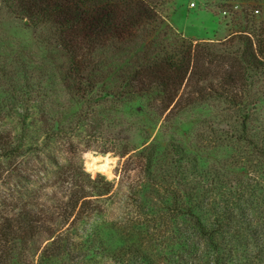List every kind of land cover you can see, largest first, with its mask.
I'll list each match as a JSON object with an SVG mask.
<instances>
[{
    "label": "trees",
    "instance_id": "16d2710c",
    "mask_svg": "<svg viewBox=\"0 0 264 264\" xmlns=\"http://www.w3.org/2000/svg\"><path fill=\"white\" fill-rule=\"evenodd\" d=\"M0 1L9 5L13 13L30 26L51 28L52 40L65 62L61 68L66 76L65 84L83 99L82 113L76 125L66 126L65 115L53 116L50 108L45 110V104L51 101L39 75L22 67L24 86L17 102L23 107L19 112L23 124L32 117L34 104L47 115L40 124V137L32 144H27L25 131L16 138V145L10 136L0 131V158L27 157L33 174L25 175L15 161L9 162L7 172L13 169L16 180L22 183L29 177L33 178L32 184L38 185L25 193L17 192L21 202L26 195L30 196V202L13 217L0 211V264L17 259L22 262L25 257L20 249H27L35 258V264H99V259H109L110 264H147L142 252L133 246L135 242L131 243L127 226L117 229L104 220L109 212L102 201L115 198V184L101 174L94 178L87 173L83 156L95 144L103 145V154L115 153L114 149L123 147L125 151L121 156H130L123 166L124 171L135 157L142 162L149 161L151 166V156L147 155L150 146L142 153L132 149L126 139L129 121H121L111 114L120 101H131L135 94L159 92L152 101L159 117L166 120L177 118L183 111L206 102H223L237 109L250 103L255 110L264 101V26L257 41L249 37L246 30L226 48L182 42L170 52L165 47L155 48L149 58L142 53L135 65L117 70L113 63L103 62L102 56L110 59L109 55L113 53L125 52L129 43L142 36L147 39L165 29L167 22L162 10L173 3L171 0ZM253 8L249 6L240 12L244 22ZM252 24L255 25L253 19ZM97 56L100 59L97 60ZM112 74L119 75L116 83H112ZM19 76H22L20 72L0 68V81L5 82L4 86L9 85V93H18L15 77ZM67 100L65 97L64 102ZM13 105L17 104L6 99L0 101V121L6 109H10L8 116L18 113ZM69 107L66 104V108L61 109L68 110ZM241 116L245 132L251 120L248 114ZM246 141L264 161V141L260 136H248ZM172 147L173 156L183 153L179 146ZM163 173L166 177L167 173ZM180 175L177 173L169 186L156 183L158 189L171 190ZM39 178H45L44 184L39 185ZM150 179L156 182L151 175ZM184 195L189 203L195 202L198 207L204 203L203 193L189 191ZM45 197L47 201H43ZM2 206H7L5 199ZM140 218L139 223H142L143 218ZM194 219L193 239L202 237L211 243L212 230L205 228L201 219L196 216ZM220 227L215 224L213 229ZM187 237L192 241V237ZM122 246H127L123 253ZM211 251L215 254V258L210 255L212 264H222L220 248L214 246Z\"/></svg>",
    "mask_w": 264,
    "mask_h": 264
},
{
    "label": "rangeland",
    "instance_id": "374dc122",
    "mask_svg": "<svg viewBox=\"0 0 264 264\" xmlns=\"http://www.w3.org/2000/svg\"><path fill=\"white\" fill-rule=\"evenodd\" d=\"M171 1L173 3L162 10L167 22L165 29L147 39L142 36L129 43L125 52L113 53L109 55L110 59L102 56L103 62L113 63L117 70L127 69L128 65L139 62L140 54H147L149 58L155 48L165 47L170 52L182 42L226 48L246 30L254 41L263 30L264 0ZM249 6L254 8L244 22L240 12ZM53 37L50 27L30 26L18 18L9 5L0 1V68L22 75L15 77L20 87H16L18 93H9V85L4 86L5 82L0 81V101L6 99L17 104L12 107L18 113L8 116L10 109H6L0 121V131L10 136L14 145L22 131L27 133L28 145L39 138L40 124L47 115L34 104L32 117L23 124V116L19 114L23 107L17 102L24 86L23 66L32 74H38L47 88L51 103L45 104V110L50 108L53 116L65 115L66 126L76 125L82 113L83 99L65 84L66 76L61 72L65 62L59 57L62 54ZM96 58L98 60L100 56ZM118 77L112 74V83H116ZM158 95L159 92L135 94L131 101L122 100L111 110L115 118L129 121L126 139L132 149L142 153L150 146L147 155L151 156V166L149 161L142 162L135 157L124 171L123 166L130 156H121L125 151L123 147L114 149L115 153L103 154V145L95 144L83 156L87 173L94 178L101 174L115 184V198L102 201L109 212L104 220L117 229L127 226L131 243L135 242L133 246L142 252L147 264H212L210 255L215 258L211 251L214 246L220 248L222 264H264V161L246 141L248 136L256 134L264 141V101L255 110L250 103L237 109L223 102H206L183 111L177 118L166 120L159 117L154 108L152 98ZM65 97H68L67 103ZM66 104L70 105L69 109H61L66 108ZM243 114H248L251 120L245 132ZM173 145L182 148L180 156L172 155ZM14 161L25 175L33 174L27 157L0 158V211L9 217L30 202L28 195L21 202L17 192L25 193L38 186L32 184L33 178L25 177L21 183L16 180L13 169L7 172L9 162ZM103 165L108 172L97 169ZM163 172L167 173L166 177ZM177 173L181 174L177 179L179 184L176 182L167 192L158 189L156 183L169 186ZM150 175L156 182L151 181ZM39 179V185L44 184L45 178ZM189 191L204 194V203L200 207L195 202H188L184 194ZM4 199L6 207L2 206ZM47 200L46 197L43 199ZM195 216L214 233L211 243L202 237L193 239ZM140 217L142 223H139ZM215 224L221 227L213 229ZM187 235L192 241L187 240ZM126 247H120L122 253ZM20 251L25 257L24 264H35V258L27 249ZM22 262L17 259L4 264ZM98 262L110 264L109 259Z\"/></svg>",
    "mask_w": 264,
    "mask_h": 264
},
{
    "label": "bare ground",
    "instance_id": "6f19581e",
    "mask_svg": "<svg viewBox=\"0 0 264 264\" xmlns=\"http://www.w3.org/2000/svg\"><path fill=\"white\" fill-rule=\"evenodd\" d=\"M99 171H101V172H108V168L105 166V165H103V166H100L99 168H97Z\"/></svg>",
    "mask_w": 264,
    "mask_h": 264
},
{
    "label": "built area",
    "instance_id": "2783aa9c",
    "mask_svg": "<svg viewBox=\"0 0 264 264\" xmlns=\"http://www.w3.org/2000/svg\"><path fill=\"white\" fill-rule=\"evenodd\" d=\"M192 7H195V4H192Z\"/></svg>",
    "mask_w": 264,
    "mask_h": 264
}]
</instances>
